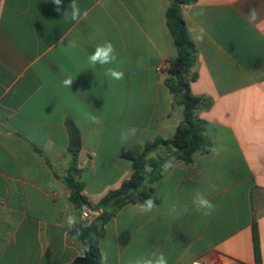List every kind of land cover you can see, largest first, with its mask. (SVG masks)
Masks as SVG:
<instances>
[{
  "label": "crops",
  "instance_id": "0c3cea01",
  "mask_svg": "<svg viewBox=\"0 0 264 264\" xmlns=\"http://www.w3.org/2000/svg\"><path fill=\"white\" fill-rule=\"evenodd\" d=\"M70 2L62 3L69 14ZM76 2L87 19L63 18L51 0H0V264H69L82 253L66 223L69 215L82 221L63 182L74 150L68 125L78 136L79 193L95 206L132 175L121 151L169 139L181 121L167 73L177 55L169 0ZM181 16L195 48L189 89L200 98L194 112L210 151L189 163L164 146L148 153L142 188L156 208L134 211L141 203L133 198L111 212L99 252L107 264L153 252L168 264H254V220L264 264V0H197ZM105 41L118 65L90 67L88 55ZM107 67L124 79L111 80ZM69 76L71 88L62 84ZM158 162L161 176L152 179ZM198 191L216 205L211 216L193 206Z\"/></svg>",
  "mask_w": 264,
  "mask_h": 264
},
{
  "label": "trees",
  "instance_id": "16d2710c",
  "mask_svg": "<svg viewBox=\"0 0 264 264\" xmlns=\"http://www.w3.org/2000/svg\"><path fill=\"white\" fill-rule=\"evenodd\" d=\"M197 0H169V5L165 13L166 25L172 37L177 55L169 63L167 73L169 80L173 83L169 86L173 95H180L176 102L181 111V121L178 123L173 136L169 139L155 138L146 142L139 152L121 151L120 155L129 159L132 163V175L125 180L121 186L109 192L95 206H89L87 201L80 195L82 185L76 180L77 171L76 154L77 149L72 151V158L67 168V174L63 177L64 184L71 189L70 200L75 205L79 214L83 211V206L88 205L91 210H100L97 216L87 221H79L70 229L71 235L80 244L81 255L74 258L69 264H100V252L98 240L103 234L104 224L107 222L111 212L133 198L142 204L144 200L151 198L157 203V197L143 190V183L147 179L146 156L158 146H164L168 154L176 160L189 163L194 153H207L211 144L204 138L203 131L205 121L198 118L195 109L200 103V98L191 94L189 83L195 78L192 71L195 61V48L191 42L184 20L181 16V6L195 3ZM154 164L151 167L149 177L152 179L161 176V167ZM110 207V212L107 211ZM251 238L253 247L254 264H261L259 236L255 221L251 225ZM85 247L87 251H84Z\"/></svg>",
  "mask_w": 264,
  "mask_h": 264
},
{
  "label": "clouds",
  "instance_id": "9594fccd",
  "mask_svg": "<svg viewBox=\"0 0 264 264\" xmlns=\"http://www.w3.org/2000/svg\"><path fill=\"white\" fill-rule=\"evenodd\" d=\"M51 2L55 5V11L57 13H60L63 18H68L70 15V18L73 21H81L85 20L88 17L87 10L81 11L79 5L77 4L76 0H71L69 7L71 9V12L69 14L68 8L67 10H64L62 8L63 0H51ZM69 47L76 48L77 44L75 42H70ZM87 61L90 67L95 68V66H106L111 64H117L118 65V59H117V53L115 50L114 45L111 41H105L103 44L98 45L95 48V51L88 55ZM104 75L109 77L111 80L114 81H120L124 79L125 73L123 71L118 70L117 68L113 67H107L105 68ZM73 79L71 76L65 78L62 81V84L64 87L71 88L73 84ZM91 120L94 123H99V117L92 116ZM135 133V129L131 130V134ZM123 138H127V134L122 133ZM165 169L170 167V164L164 165ZM193 206L196 208L198 212H201L204 216H211L212 213L216 210V205L212 203V201L207 198V196L202 192H196L194 194L193 200H192ZM156 208V204L153 199L148 198L144 200L142 204H139L137 206H134V211L138 210L141 213H150L153 211V209ZM176 206L173 205L171 208V212H176ZM185 211H187V208H185ZM69 228H72L76 223L77 219L73 215H69L67 217L66 221ZM84 251H87V248L85 247ZM108 260V254L106 252H102L100 254V264H107ZM129 264H168L166 257L163 255V253H151L146 256L138 257L132 261L129 262Z\"/></svg>",
  "mask_w": 264,
  "mask_h": 264
},
{
  "label": "water",
  "instance_id": "95a60500",
  "mask_svg": "<svg viewBox=\"0 0 264 264\" xmlns=\"http://www.w3.org/2000/svg\"><path fill=\"white\" fill-rule=\"evenodd\" d=\"M173 83V80H170V84ZM180 99V95H175V101L177 102ZM174 109L179 113V109L177 105H174ZM68 129L70 131L71 135V148L76 149L78 147V136L76 134V131L72 125H68ZM83 224L85 225L86 222L84 221Z\"/></svg>",
  "mask_w": 264,
  "mask_h": 264
},
{
  "label": "built area",
  "instance_id": "2783aa9c",
  "mask_svg": "<svg viewBox=\"0 0 264 264\" xmlns=\"http://www.w3.org/2000/svg\"><path fill=\"white\" fill-rule=\"evenodd\" d=\"M168 66H167V68H168ZM98 213H99V210L91 211L89 209H83L80 216H81L82 221L87 222V221L91 220L92 218H94L95 216H97Z\"/></svg>",
  "mask_w": 264,
  "mask_h": 264
}]
</instances>
